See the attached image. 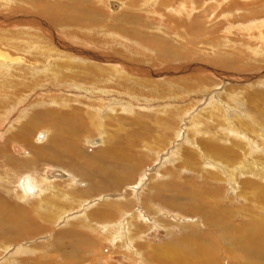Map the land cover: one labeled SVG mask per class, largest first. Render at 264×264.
<instances>
[{
	"label": "rangeland",
	"instance_id": "1",
	"mask_svg": "<svg viewBox=\"0 0 264 264\" xmlns=\"http://www.w3.org/2000/svg\"><path fill=\"white\" fill-rule=\"evenodd\" d=\"M85 1L93 8H100V4L103 6L106 4L102 9V23L91 24L92 26L87 23L56 24L39 12L37 8L40 7V0H0V17L10 13L28 20L30 17L31 20L38 18L36 21L48 22L47 24L57 29H63V33L67 31L65 34L77 35V32L83 29L79 32L83 38L87 37V34L89 37L91 35V38L85 39L98 42L106 49L112 48L108 50L114 57L126 60V63L133 66L145 68L149 72L165 70L168 72V67L173 69L180 65H192L193 70H185L179 75L181 69L176 68L169 70L170 74L163 76L148 75V73L136 76L140 81L148 82L146 87L130 86L125 75L122 76L123 80L114 79L111 82L113 78L111 75V78L102 77L100 73L85 69L84 66H77L71 72L59 68L47 72L48 66L44 70L43 66L46 62L44 59L49 58L42 49L48 44L30 38L32 32L39 33L42 37L43 30H39L38 26L37 29L33 28L35 26H30L33 31L26 26L24 30L12 29L14 32L4 33L8 40H15L16 44L11 42L12 45L9 47H0V53L3 51L9 56H14L15 60L11 61L13 63L9 61L7 63L14 65H10L9 69H13L18 76L7 77L5 80L8 83L7 87L0 86V92L3 94H0V176L3 177V179L0 177V201L7 203L6 209L8 208L4 212L5 217L0 218L2 219L0 264H264L255 256V251L258 250L257 243L264 232V197H262L264 196V163L254 162L260 158L264 160V139L256 137L253 134L254 129L250 132L239 129L238 133L226 131L227 138H223L225 133L220 130L223 137L216 142H219L217 144L220 147L226 146L227 155L219 158L220 161L217 163L215 157L212 154L208 155L205 150L207 137L210 136L206 134L205 125H215L214 120L209 121V117L207 118L210 101L222 102L227 108L235 110L233 113L237 112L244 118L250 117L248 121L251 117L259 120L264 116V98H250L253 93L264 92V0ZM115 4L116 8L113 7ZM101 33L104 35L102 36ZM19 38L30 40L29 45L26 42L28 46L25 48V44H22ZM134 47H136L135 51ZM19 48L22 51L16 54ZM119 50H122L121 53ZM159 52L184 55L157 63L154 58ZM129 53L135 60H128ZM17 57L20 59L17 60ZM219 62L227 64V67L218 65ZM28 67L42 69L39 76H36L37 84L32 81L35 77H28L30 72ZM21 68L26 69V79L32 82H30L31 86L24 87V82L18 73ZM184 77H194L195 81L192 79L188 82L184 81ZM164 79L171 80L170 85L187 87L188 89L185 90L188 92L171 89ZM197 79L202 81L199 80L197 83ZM121 82L122 85H119ZM10 83L12 86L9 85ZM61 83L76 86L78 90L84 92V95L89 90L90 93L86 95L91 100L80 101L78 98H72L73 92H69L64 85L60 86ZM251 84L253 87H246ZM243 87L245 90L241 89ZM233 88L239 91L231 92L235 91ZM33 89L43 92L44 96L26 98L25 95L30 94ZM102 91L107 92L103 95ZM232 98L234 101L230 102ZM67 99L73 100L70 102ZM100 99L102 102H99ZM68 103H71V106ZM192 105L195 107L193 108ZM78 106L84 113L83 125L78 131L80 135L74 130L63 133L61 129L55 127L61 123L59 118H47L48 112L52 114L67 112L72 107L78 109ZM101 106L102 108L99 109ZM89 115L94 119V123L89 120ZM231 124L235 129L238 128L237 125ZM87 126L92 129L87 131ZM216 126L212 127L214 131ZM262 131L264 127L259 130ZM40 134L45 135L41 141L38 140ZM62 137L73 140L77 145L80 144L79 147L70 149L60 145L58 149L55 144ZM53 138H56V141H53ZM100 138L104 139L105 145L101 142L94 144L95 140L100 141ZM236 142L249 149V160L254 162L252 165L255 164L250 169L242 165L247 163L246 153ZM74 148L76 150H73ZM203 153L209 157H205ZM229 154H235V161L230 164L225 160ZM10 157L12 158L8 159ZM119 157L121 160H117ZM186 157L190 160H186ZM253 158L255 159L252 160ZM204 162L206 165L202 166ZM109 169L117 173L112 179L106 176V171H110ZM56 170L62 171L66 177L58 178L52 175L54 178L51 179L48 173L52 174ZM27 176L35 183L52 180L53 185H57V190L40 195V200L44 196L42 203L46 207L41 205L39 196L24 198L19 182L21 178ZM104 180L108 181V184L104 185ZM17 194H21L22 197L21 195L18 197ZM15 207H19V211L22 210L18 211V216L12 211ZM252 212L260 220L257 225L249 224L248 217ZM24 221L26 224L23 223ZM250 226L257 231L253 245L250 244L252 239L250 238L249 241L246 238ZM259 230L262 231L261 235H258ZM237 238L240 240L236 241ZM183 240L186 241V246L199 247L200 252L206 255L180 258L179 252L183 247ZM4 245L10 248L7 250ZM169 253L172 257L167 256Z\"/></svg>",
	"mask_w": 264,
	"mask_h": 264
},
{
	"label": "bare ground",
	"instance_id": "2",
	"mask_svg": "<svg viewBox=\"0 0 264 264\" xmlns=\"http://www.w3.org/2000/svg\"><path fill=\"white\" fill-rule=\"evenodd\" d=\"M99 1V0H98ZM102 1V0H101ZM97 2V1H96ZM90 3V2H89ZM101 3V2H100ZM144 3H146V2H144ZM39 4H40V7L39 8H37L38 10H39V12L42 14V15H44V16H46V17H48L49 19H51L52 21H54L56 24H60V25H66L67 23H71V24H77V23H87V24H98V23H102V15H103V11H102V9L106 6V4H105V6H103V4L101 5H99L100 6V8H93V7H91V6H88L89 4L85 1V0H68V1H66V2H63V1H61V0H40V2H39ZM147 4V3H146ZM144 6V5H143ZM182 6H184V5H182ZM152 7V6H151ZM93 8V9H92ZM184 8V7H183ZM152 10V9H151ZM153 12H155V11H152V13ZM163 16V15H162ZM160 17V16H159ZM2 20L0 21L1 23H0V47H3V46H5V47H9L10 45H12L11 44V42L12 43H15V40L13 41V40H8V38H6V35L4 34V33H11V32H14V31H12V29L13 30H19V29H26V26H28L29 28H32V27H30V26H35V27H33V28H36V26H38L39 27V30H43V34L45 35H43L42 37L39 35V33H34V32H32L33 34H32V36L30 37V38H33V39H31V40H33V41H36L35 40V38L38 40V41H40V42H45V43H47L48 45L47 46H45L46 44H42L43 46H45V47H43V49H42V51L45 53V54H47V56H48V58L49 59H44V60H46V62H45V64H44V66H43V70L46 68V66H48V71L47 72H50V71H52L53 69H55V68H59V69H62V70H64V71H66L67 70V72H71V71H73V69H75V67H77V66H84V68L85 69H88V70H91V71H96V72H98V74L100 73L101 75H102V77L103 76H112L113 78H112V81L111 82H113V80L114 79H116V80H121L122 79V76L123 75H125V76H127L126 77V81L128 82V83H130V86L132 85H135V86H140V87H146V85H148V82H142V81H140L139 79H138V77H136V76H142V75H146V73H148V75L149 74H154V75H158V76H163V75H165V74H170V72L171 71H169V70H173V69H181V71L180 72H178L179 73V75H180V73H183V72H185V70H188V69H192V65H180V66H176V67H174L173 69H171L170 67H168L169 68V70H168V72H166V70L164 71V72H162V71H157V72H149L147 69H145V68H141V67H138V66H136V65H132V64H128V63H126L127 61L126 60H121V59H118V58H116V56L114 57L113 56V54L111 53V52H109V50H111V49H109L110 47H108L107 49L105 48V46H103L102 44H99L98 42H93L92 40H87L88 38H91L92 36L90 35V37H89V34H87L88 36V38L87 37H85L84 36V38H83V36H81V33H79L80 32V30H83V29H80L77 33V35H73V34H65V33H67V31L65 32V33H63V29H60V28H55L54 26H52L51 24H47V23H45V22H42V21H36V20H31V17H30V20H28V19H26V18H24V17H17V16H14V15H12V14H10V13H5V15H4V17H0ZM33 18V17H32ZM35 19V18H34ZM113 20V19H112ZM125 22H128V21H125ZM2 23H4V24H2ZM54 24V23H53ZM111 24V23H110ZM89 25V26H90ZM100 25V24H99ZM168 25V24H167ZM92 26V25H91ZM105 26V25H104ZM255 26V25H254ZM1 27H3L4 29H1ZM76 27V26H75ZM99 27V26H98ZM106 27H108V26H106ZM133 27V26H132ZM158 27V26H157ZM32 28V30L34 31V29ZM68 28H71V27H68ZM134 28V27H133ZM256 28V27H255ZM37 29V28H36ZM100 29H102V28H100ZM108 29V28H107ZM118 29V28H117ZM258 29V28H257ZM11 30V31H10ZM30 30V29H29ZM67 30V29H66ZM86 30V29H85ZM97 30V29H96ZM102 30H104V29H102ZM101 30V31H102ZM254 30V29H253ZM90 31V30H89ZM100 31V30H99ZM110 31V30H109ZM20 32V31H19ZM18 32V33H19ZM70 32V31H69ZM95 32V31H94ZM93 32V33H94ZM107 32V31H106ZM115 32V31H114ZM88 33V32H87ZM104 33V32H103ZM262 32H260V34H261ZM17 34V33H16ZM20 34V33H19ZM102 34V33H101ZM107 34V33H106ZM14 35V34H13ZM18 35V34H17ZM22 35V34H21ZM104 34H102V36H103ZM112 35V34H111ZM106 36H108V35H106ZM110 36V35H109ZM122 36V35H121ZM262 36V35H261ZM96 37V36H95ZM100 37V36H99ZM112 36H110L109 38H111ZM126 37V36H125ZM260 37V36H259ZM24 38V37H23ZM85 38H87V39H85ZM97 38V37H96ZM103 38V37H102ZM108 38V37H107ZM124 38V37H123ZM122 38V39H123ZM127 38V37H126ZM12 39V38H11ZM20 39V38H19ZM112 39V38H111ZM120 39V38H119ZM102 40V39H101ZM131 40V39H130ZM20 41L22 42V44H25V48L29 45V42H30V40H28V41H25V40H22V39H20ZM70 41H71V43H70ZM103 41V40H102ZM136 41V40H135ZM26 42H27V44H26ZM106 42V41H105ZM20 43V42H19ZM32 43V42H31ZM108 43V42H107ZM107 43H105V45L107 44ZM123 43V42H122ZM132 43H134V42H132ZM16 44V43H15ZM37 44H40V43H37ZM112 45L114 44L113 42L111 43ZM119 44V43H118ZM128 44V43H127ZM20 45V44H19ZM30 45H33V44H30ZM36 45V44H35ZM110 45V44H109ZM112 45H110V46H112ZM134 45V44H133ZM135 46V45H134ZM148 46V45H147ZM146 47V46H145ZM4 48V47H3ZM22 48V47H21ZM24 48V47H23ZM29 48V47H28ZM40 48V47H39ZM113 48H114V46H113ZM126 48V47H125ZM124 48V49H125ZM135 48L136 47H134V51H135ZM148 48V47H147ZM109 49V50H108ZM122 49V48H121ZM149 49V48H148ZM13 50H15V49H13ZM117 50V49H116ZM115 50V51H116ZM138 50H139V48H138ZM17 51V53L16 54H18V52H20V51H22V49H20L19 48V50H16ZM23 51H24V49H23ZM40 51V50H39ZM41 51V52H42ZM114 51V52H115ZM120 51V50H119ZM122 51V50H121ZM121 51L119 52V53H121ZM141 51V50H140ZM40 52V53H41ZM126 52V51H125ZM133 52V51H132ZM156 52V51H155ZM24 53H25V51H24ZM43 53V54H44ZM138 53V52H137ZM34 54V53H33ZM123 54V53H122ZM121 54V55H122ZM140 54V53H139ZM11 55V54H10ZM24 55H26V54H24ZM39 55V54H38ZM129 55V57L131 58H129L128 60H135V58H132V54H128ZM182 55H184V54H176V53H163V52H159V54L156 56V58H154V61H156L157 63H159V62H165V60H170V59H175V58H177V57H179V56H182ZM20 56H22V55H20ZM127 56V55H126ZM176 56V57H175ZM232 56V55H231ZM137 57V56H136ZM16 58V57H15ZM18 58L19 57H17V60H18ZM37 58V57H36ZM44 58V57H43ZM153 58V57H152ZM20 59V58H19ZM137 59V58H136ZM139 59V58H138ZM263 59V58H262ZM13 60H15L14 59V56L12 57V56H9V54L8 53H5V52H3L2 51V53H0V84L2 83V85H0V86H3L4 88L5 87H7L6 85H8V83L7 82H5V80H6V78L7 77H9V78H11L12 76H18V75H16L15 73V71L13 70V69H9V66L10 65H13V64H8L7 63V61H9L10 63H13V62H11V61H13ZM22 60H23V58H22ZM21 60V61H22ZM30 60H31V58H30ZM42 60V59H41ZM41 60H39V61H41ZM141 60V59H140ZM153 60V59H152ZM126 61V62H125ZM216 61V60H215ZM264 61V60H263ZM14 62H16V61H14ZM44 62V61H43ZM96 62H101V63H103L102 65H100V63H96ZM153 62V61H152ZM22 63V62H21ZM23 63H24V61H23ZM32 63V62H31ZM148 63V62H147ZM146 63V64H147ZM7 64H8V66H7ZM16 64V63H15ZM29 64V63H28ZM27 64V65H28ZM35 64V63H34ZM214 64H215V62H214ZM22 65V64H21ZM141 65V64H140ZM218 65H221V66H223L224 67V65H226L225 67H227V64H225V63H222V62H219L218 63ZM230 65V64H229ZM237 65V64H236ZM14 66V65H13ZM29 66V65H28ZM152 66V65H151ZM157 66V65H156ZM173 66H174V64H173ZM193 66H194V64H193ZM6 67V68H5ZM24 67V66H23ZM30 67H32V65L30 66ZM36 67V66H35ZM251 67V66H250ZM11 68V67H10ZM29 68V67H28ZM83 68V67H82ZM220 68V67H219ZM16 69V68H15ZM22 69V68H21ZM59 69H58V71H59ZM248 69V68H247ZM8 70V71H7ZM18 70V69H17ZM29 70H30V72H29V76L28 77H35V79L34 80H32V81H34V83L35 84H37V78H36V76H39L38 74H40L41 72H42V69H39V68H29ZM193 70V69H192ZM195 70V69H194ZM26 69H22V70H20L18 73H20L19 74V77H20V79H22V81L24 82V84H23V82H22V84L24 85V87H27L28 85L29 86H31L30 85V82L31 81H28L26 78H27V76H26ZM35 71H38L37 73H34ZM57 71V70H56ZM83 71H85V70H83ZM31 72H33L34 74H32ZM60 72V71H59ZM63 72V71H62ZM195 72V71H194ZM45 73V72H44ZM78 73V72H77ZM80 73V72H79ZM91 73V72H90ZM190 73V72H189ZM22 74H23V76H22ZM48 74V73H47ZM71 74V73H70ZM87 74V73H86ZM93 74V73H92ZM109 74V75H108ZM191 74V73H190ZM67 75V74H66ZM80 75V74H79ZM78 75V76H79ZM90 75V74H89ZM178 75V76H179ZM184 75H185V73H184ZM192 75V74H191ZM195 75V74H194ZM58 76V75H57ZM62 76V75H61ZM75 76V75H74ZM80 76H82V75H80ZM79 76V77H80ZM93 76H95V75H93ZM111 76H110V78H111ZM175 77H176V75H174ZM41 77V76H40ZM86 77V76H85ZM156 77V76H155ZM180 77H182V76H180ZM53 78H55V77H53ZM60 78V77H59ZM125 78V77H124ZM183 78V77H182ZM194 78V77H193ZM192 77H184V81H186L187 80V82H188V80H194ZM19 79V78H18ZM19 79V80H20ZM24 79H26V80H24ZM87 79V78H86ZM145 79V78H144ZM202 79V78H201ZM247 79V78H246ZM31 80V79H30ZM93 80V79H92ZM106 80V79H105ZM123 80V79H122ZM149 79H147V81H148ZM166 82H168L169 83V87L171 88V89H173V88H176V89H182L184 92H188V90H185V89H188L187 87L186 88H184V87H181V86H179V85H170L172 82H169V81H171V80H167V79H164ZM198 80V79H197ZM196 80V81H197ZM200 80V79H199ZM199 80L197 81V83L199 82ZM55 81H56V79H55ZM60 81H61V79H60ZM78 81V80H77ZM102 81H104V80H102ZM101 81V82H102ZM153 81V80H152ZM195 81V80H194ZM200 81H202V80H200ZM45 82V81H44ZM66 82H67V80H66ZM69 82V81H68ZM72 82V81H71ZM90 82V81H89ZM190 82V81H189ZM205 82V81H204ZM203 82V83H204ZM7 83V84H6ZM25 83H26V85H25ZM32 83V82H31ZM88 83V82H87ZM109 83V82H108ZM116 83V82H115ZM195 84V83H194ZM211 84V83H210ZM9 85H11V83L9 84ZM57 85V84H56ZM60 86H63L64 85V87L66 86L67 88H68V91L69 92H73L72 94H74V96H71L72 98H78V100L80 99V101H82V100H84V101H89V100H91V99H89V97L86 95L87 93L89 94L90 92H89V90H87V93L84 95V92L83 91H80V90H78L77 88H76V86L74 87V86H72L71 84H66V83H61V84H59ZM74 85V84H73ZM105 85H107V84H105ZM109 85H111V83L109 84ZM113 85V84H112ZM119 85H122V82H121V84H119ZM128 85V84H127ZM163 85V84H162ZM184 85V84H183ZM196 85V84H195ZM12 86V85H11ZM14 86V85H13ZM55 86V85H54ZM95 86V85H94ZM114 86V85H113ZM154 86V85H153ZM168 86V85H167ZM253 87V85L251 84V85H246V87ZM16 87H17V85H16ZM19 87V86H18ZM39 87V86H38ZM88 87V86H87ZM92 87V86H91ZM100 87V86H99ZM117 87V86H116ZM156 87V86H155ZM199 87V86H198ZM109 88V87H108ZM154 88V87H153ZM26 89V88H25ZM24 89V90H25ZM32 89V88H31ZM42 89H45V88H42ZM56 89V88H55ZM105 89V88H104ZM109 89H111V88H109ZM142 89V88H141ZM206 89V88H205ZM208 89V88H207ZM234 89V88H233ZM241 89H244L245 90V87H243V88H241ZM10 90V89H9ZM30 90V89H29ZM40 90H41V88H40ZM82 90H84V89H82ZM99 90V89H98ZM119 90V89H118ZM157 90V89H156ZM178 90V91H179ZM235 90V89H234ZM4 91V90H3ZM7 91V90H6ZM13 91V90H12ZM38 91V89H33V90H31L30 91V94L28 95V94H26L25 96H26V98H29L30 96L32 97V96H34V97H36V98H39V97H41V96H44V93L42 92H37ZM42 91H48V90H42ZM59 91V90H58ZM123 91V90H122ZM152 91V90H151ZM155 91V90H154ZM173 91V90H172ZM192 91V90H191ZM205 91V90H204ZM239 91V90H238ZM237 90H235V91H231V92H234V93H236V92H238ZM24 92V91H23ZM29 92V91H28ZM50 92V91H49ZM53 92V91H52ZM51 92V93H52ZM65 92V91H64ZM107 91H102L101 93L104 95L105 93H106ZM133 92V91H132ZM137 92V91H136ZM163 92V91H162ZM175 92V91H174ZM195 92V91H194ZM197 92V91H196ZM14 93V92H13ZM48 93V92H47ZM95 93V92H94ZM259 93V92H258ZM253 93L252 95H250L251 97L250 98H252V99H261V98H264V92L262 93ZM0 94H1V92H0ZM19 94V93H18ZM24 93H22V95H23ZM63 94V93H62ZM62 94H61V96H62ZM135 94V93H134ZM145 94V93H144ZM147 94V93H146ZM163 94V93H162ZM162 94H160V95H162ZM181 94V93H180ZM186 94V93H185ZM1 95H3V94H1ZM9 95V94H8ZM59 95V94H58ZM70 95V94H69ZM81 95V96H80ZM165 95V94H164ZM223 95H224V93H223ZM56 96V95H55ZM118 96V94L116 95V97ZM154 96V95H153ZM173 96V95H172ZM184 96V95H183ZM2 97V96H1ZM13 97V96H12ZM20 97V96H19ZM30 97V98H31ZM53 97V96H52ZM70 97V96H69ZM121 97V96H120ZM138 97H140V96H138ZM159 97V96H158ZM35 98V99H36ZM56 98V97H55ZM60 98V97H59ZM63 98V97H62ZM107 98V97H106ZM129 98V97H128ZM172 98V97H171ZM1 99V98H0ZM6 99H8V98H6ZM19 99V98H18ZM22 99V98H21ZM42 99H43V97H42ZM45 99V98H44ZM108 99V98H107ZM106 99V100H107ZM132 99V98H131ZM140 99V98H139ZM150 99V98H149ZM173 99V98H172ZM10 100V99H9ZM12 100V99H11ZM37 100V99H36ZM63 100V99H62ZM66 100V99H65ZM68 100V99H67ZM71 100H73V99H71ZM71 100L69 99L68 101H70L71 102ZM210 100V99H209ZM251 100V99H250ZM8 100H6V102H7ZM25 101V100H24ZM119 101V100H118ZM124 101V100H123ZM134 101V100H133ZM194 101V100H193ZM232 101H234L233 100V98L232 99H230V102H232ZM253 101H256V100H253ZM260 101V100H259ZM45 102V101H44ZM77 102V101H76ZM99 102H102V99H100L99 100ZM113 102V101H112ZM121 102V101H120ZM3 103V102H2ZM18 103V102H17ZM46 103V102H45ZM49 103V102H48ZM58 103V102H57ZM78 103V102H77ZM86 103V102H85ZM109 103V102H108ZM115 103V102H114ZM128 103V102H127ZM11 104H12V101H11ZM10 104V105H11ZM22 104H23V102H22ZM40 104V103H39ZM47 104V103H46ZM62 104V103H61ZM65 104V103H64ZM69 104V103H68ZM71 104V103H70ZM69 104V106H71ZM92 104V103H91ZM98 104V103H97ZM190 104V103H189ZM209 104V106L210 107H208V108H210V110H209V112H208V116H207V118L209 119V121L210 120H214V122H215V125H217L216 127H215V131L212 129V127H214L215 125H213V126H209L208 124L207 125H205L206 127V130H207V132H206V134H209L210 136H208L207 137V144L205 143V150L207 151V154L208 155H213L214 157H215V159L214 160H216V162L218 163L220 160H218L219 158H221L222 156H224V155H227L226 154V146H225V148L224 147H220L217 143H219V142H216V140L218 141V140H220V138L221 137H223L220 133V130H222V131H224V137L223 138H227L228 137V134H226V131L227 132H230V131H234V132H236V133H238V132H240V131H238L239 129H244L245 131H249L250 132V130H252V129H254L255 131L253 132V134H255L256 135V137H259L260 139H264V131H262V132H259V130H260V128H263L264 126H263V120H264V116L263 117H261L260 118V116H259V120L258 119H256V117H251V119L248 121V118H250V117H246V118H244V117H242V116H239L240 114H237V112L236 113H233L235 110H233L232 111V109H229V108H227L226 106H225V104H223L222 102H220V101H215V100H212V101H210V103H208ZM254 104V103H253ZM25 105V104H24ZM35 105V104H34ZM36 105H37V103H36ZM42 105V104H41ZM112 105V104H111ZM130 105V104H129ZM47 106H48V104H47ZM53 106V105H52ZM65 106V105H64ZM99 106V105H98ZM109 106H110V104H109ZM187 106H189V105H187ZM193 106V105H192ZM196 106H197V104H196ZM42 107V106H41ZM76 107V106H75ZM79 107V106H78ZM105 107V106H104ZM111 107H113V106H111ZM118 107V106H117ZM127 107V106H126ZM190 107V106H189ZM189 107H188V109H189ZM195 107V105L193 106V108ZM251 107V106H250ZM255 107H256V103H255ZM264 107V106H263ZM262 107V108H263ZM1 108V107H0ZM9 108H11V107H9ZM19 108H21V107H19ZM82 108V107H81ZM86 108V107H85ZM91 108H93V107H91ZM96 108V107H95ZM102 108V106L101 107H99V109H101ZM114 108V107H113ZM180 108V107H179ZM184 108V107H183ZM187 108V107H186ZM260 108V107H259ZM12 109V108H11ZM98 109V110H99ZM118 109H120V108H118ZM170 109H172V108H170ZM177 109V108H176ZM191 109V108H190ZM256 109H257V107H256ZM2 110V109H1ZM7 110V109H6ZM89 110V109H88ZM166 110V109H165ZM164 110V112H166ZM182 110V109H181ZM184 110V109H183ZM182 110V111H183ZM259 110V109H258ZM5 111V110H4ZM11 111V110H10ZM69 111V112H68ZM67 112H60V113H56V114H52L51 112H48V113H46L47 114V118H51V117H57V118H59V120L61 121V123L59 124V125H54L58 130H60V131H62L63 133L64 132H67V131H69V130H74V131H79L80 130V128H81V126L83 125V111H81L80 110V107L77 109V108H71L70 110H68ZM108 111V110H107ZM122 111V110H121ZM204 111H206V110H204ZM252 111V110H251ZM254 111V110H253ZM260 111H263V110H260ZM14 112V111H13ZM99 112H101V110L99 111ZM170 112V111H169ZM11 113V112H10ZM15 113V112H14ZM93 113V112H92ZM108 113V112H107ZM120 113V112H119ZM160 113V112H159ZM168 113V112H167ZM176 113V112H175ZM174 113V114H175ZM252 113H254V112H252ZM261 113V112H260ZM5 114H6V112H5ZM5 114H4V119H5ZM109 114V113H108ZM118 114V113H117ZM178 114V113H177ZM14 115V114H13ZM114 115V114H113ZM252 115V114H251ZM178 116H180V115H178ZM20 117V116H19ZM24 117V116H23ZM98 117V116H97ZM96 117V118H97ZM108 117V116H107ZM44 118V117H43ZM99 118V117H98ZM97 118V119H98ZM101 118V117H100ZM263 118V119H262ZM29 119H31V118H29ZM45 119V118H44ZM85 119V118H84ZM96 119V120H97ZM107 119H110V118H107ZM261 119H262V121H261ZM2 120H3V118H2ZM12 120V119H11ZM50 120V119H49ZM59 120H57V121H59ZM89 120H91L92 122H93V118L89 115ZM106 120V119H105ZM198 120V119H197ZM1 121V120H0ZM6 121H8V120H6ZM98 121V120H97ZM136 121V120H135ZM192 121V120H191ZM4 122V121H3ZM35 122V121H34ZM41 122V121H40ZM7 123V122H6ZM31 123V122H30ZM29 123V124H30ZM36 123V122H35ZM94 123V122H93ZM138 123V122H137ZM194 123V122H193ZM199 123V122H198ZM231 123H233V124H235V125H237V129H235V127L234 126H232V124ZM3 124V123H2ZM26 124H28V123H26ZM33 124V123H32ZM46 124V123H45ZM45 124H43V125H45ZM53 124V123H52ZM51 124V125H52ZM200 124V123H199ZM204 124H205V122H204ZM47 125V124H46ZM100 125V124H99ZM53 126V125H52ZM61 126V127H60ZM103 126V125H102ZM141 126V125H140ZM25 127V126H24ZM96 127V126H95ZM105 127V126H104ZM1 128V127H0ZM33 128V127H32ZM55 128V129H56ZM88 128V129H87ZM87 128H86V130L87 131H90V129H92V128H90L89 126H87ZM101 128V127H100ZM142 128V127H141ZM15 129V128H14ZM13 129V130H14ZM26 129V128H25ZM31 129V128H30ZM35 129V128H34ZM33 129V130H34ZM50 129V128H49ZM54 129V130H55ZM77 129V130H76ZM102 129V128H101ZM106 129V128H105ZM147 129V128H146ZM204 129V128H203ZM52 130V129H51ZM83 130H85V129H83ZM103 130V129H102ZM142 130V129H141ZM199 130V129H198ZM29 131V130H28ZM107 131H108V129H107ZM106 131V132H107ZM196 131V130H195ZM99 132V131H98ZM144 132V131H143ZM146 132V131H145ZM198 132H200V131H198ZM243 132V131H242ZM14 133V132H13ZM22 133V132H21ZM23 133H24V131H23ZM62 133V134H63ZM69 133V132H68ZM79 133V132H78ZM77 133V134H78ZM139 133V132H138ZM231 133V132H230ZM18 134V133H17ZM52 134V133H51ZM132 134H133V132H132ZM61 135V134H60ZM70 135H72V134H70ZM79 135H80V133H79ZM102 135V134H101ZM145 135V134H144ZM239 135V134H238ZM241 135V134H240ZM105 136V135H104ZM231 136V135H230ZM251 136V135H250ZM10 137V136H9ZM66 137V136H65ZM65 137H62V139L60 140L59 139V141L58 142H56V144H55V147L57 146V148H58V146H62V147H68V148H70V149H72L73 147H75V146H78V145H80V144H75L74 142H73V140H67V138H65ZM135 137H136V135H135ZM134 137V138H135ZM234 137V136H233ZM241 137H242V135H241ZM59 138V137H58ZM76 138V137H75ZM109 138V137H108ZM217 138V139H216ZM235 138V137H234ZM243 138V137H242ZM56 139V138H55ZM54 138H53V141L55 140ZM101 140L99 141V142H101V143H103V141H104V139H102V138H100ZM236 139V138H235ZM260 139H258V140H260ZM58 140V139H57ZM134 140V139H133ZM144 140H145V138H144ZM241 140V139H240ZM244 140V139H243ZM56 141V140H55ZM141 141V140H140ZM205 141H206V139H205ZM143 142V141H142ZM247 142V141H246ZM254 142V141H253ZM252 142V143H253ZM9 143V142H8ZM124 143V142H123ZM126 143V142H125ZM131 143H132V141H131ZM138 143V142H137ZM144 143V142H143ZM237 143V142H236ZM242 143H244V142H242ZM31 144V143H30ZM95 144V143H94ZM145 144V143H144ZM254 144V143H253ZM6 145V144H5ZM49 145V144H48ZM47 145V146H48ZM103 145H105L104 143H103ZM133 144H131V146H132ZM143 145V144H142ZM237 145H240V147H243V149H244V151H245V157H246V160H247V163H244V164H242L243 166H245V167H248V169H250L253 165H255V164H253L252 165V163H260V164H262V163H264V160H262L261 158L260 159H256L254 162L252 161L251 162V160H249V149L247 148V146H246V149L244 148V146L242 145V144H239V143H237ZM236 145V146H237ZM263 145V144H262ZM262 145H261V147H262ZM27 146V145H26ZM124 146H126V144L124 145ZM128 146V145H127ZM233 146H234V144H233ZM257 146V145H256ZM259 146V145H258ZM6 147V146H5ZM79 147V146H78ZM145 147V146H144ZM32 148V147H31ZM54 148V147H53ZM61 148V147H60ZM128 148V147H127ZM130 148V147H129ZM134 148V147H133ZM231 148H233V147H231ZM36 149V148H35ZM41 149V148H40ZM56 149V148H55ZM59 149V148H58ZM80 149V148H79ZM124 149V148H123ZM185 149V148H184ZM197 149V148H196ZM202 149V148H201ZM229 149V148H228ZM263 149V148H262ZM2 150V149H1ZM32 150V149H31ZM38 150V149H37ZM57 150V149H56ZM61 150V149H60ZM65 150H66V148H65ZM73 150H76V148H74ZM72 150V151H73ZM78 150V149H77ZM81 150V149H80ZM105 150V149H104ZM128 150V149H127ZM200 150V149H199ZM238 150V149H237ZM237 150H236V152H237ZM251 150V149H250ZM43 151V150H42ZM59 151V150H58ZM106 151V150H105ZM104 151V152H105ZM130 151H132V149L130 150ZM197 151V150H196ZM231 151H232V149H231ZM56 152V151H55ZM67 152V151H66ZM82 152V151H81ZM119 152V151H118ZM125 152V151H124ZM186 152V151H185ZM202 152H204V150L202 151ZM259 152V151H258ZM38 153V152H37ZM41 153V152H40ZM48 153V152H47ZM54 153V152H53ZM63 153V152H62ZM74 154L76 153V152H73ZM110 152H108V154H109ZM123 153V152H122ZM190 153V152H189ZM200 153V152H199ZM240 153V152H239ZM242 153V152H241ZM257 153V152H256ZM83 154V153H82ZM194 154V153H193ZM204 154V153H203ZM202 154V155H203ZM206 154V153H205ZM204 154V155H205ZM5 155V154H4ZM58 155H60V154H58ZM70 155H71V153H70ZM73 155V154H72ZM77 155V154H76ZM86 155V154H85ZM181 155V154H180ZM188 155V154H187ZM200 155V154H199ZM198 155V156H199ZM208 155H205V157L207 156V157H209ZM252 155V154H251ZM7 156V155H6ZM46 156V155H45ZM51 157H53L52 155H50ZM56 156V155H55ZM78 156V155H77ZM107 156V155H106ZM109 156V155H108ZM107 156V157H108ZM113 156V155H112ZM126 156V155H125ZM190 156V155H189ZM1 157V156H0ZM8 157V156H7ZM59 157V156H58ZM65 157V156H64ZM66 157H67V155H66ZM73 157H74V155H73ZM79 157V156H78ZM87 158H88V155L86 156ZM104 157V156H103ZM177 157V156H176ZM188 157V156H187ZM185 158L186 160L187 159H189V158ZM199 157H201V155L199 156ZM198 157V158H199ZM235 154H229L228 155V157H225V160L226 161H228L229 163L228 164H230V163H233L234 161H235ZM263 157V156H262ZM5 158V157H4ZM12 157H10V158H8V159H11ZM55 158V157H54ZM127 158H129V157H127ZM178 158V160H181V159H179V156L177 157ZM194 158H196V157H193V159ZM223 158V157H222ZM264 158V157H263ZM38 159V158H37ZM46 159H47V157H46ZM46 159H45V161H46ZM78 159V158H77ZM86 159V158H85ZM106 159V158H105ZM104 159V160H105ZM109 159V158H108ZM107 159V160H108ZM114 159V158H113ZM125 159V158H124ZM176 159V158H175ZM184 159V158H183ZM201 159V158H200ZM212 159V158H211ZM255 158H253L252 160H254ZM5 160V159H4ZM4 160H3V162H4ZM15 162H17V159L15 158ZM58 160V159H57ZM111 160V159H110ZM116 160V159H115ZM117 160H121V158L119 157V159H117ZM116 160V161H117ZM126 160V159H125ZM190 160V159H189ZM224 160V159H223ZM7 161V160H6ZM29 161V160H28ZM55 161V160H54ZM60 161H61V159H60ZM74 161V160H73ZM115 161V162H116ZM245 161V160H244ZM40 162H41V160H40ZM59 162V161H58ZM62 162V161H61ZM124 162V161H123ZM129 162V161H128ZM56 163V162H55ZM60 163V162H59ZM67 163V162H66ZM119 163V162H118ZM126 163V162H125ZM130 163V162H129ZM139 163V162H138ZM201 163H202V160H201ZM212 163V162H211ZM238 163V162H237ZM241 163V162H240ZM239 163V164H240ZM80 164V163H79ZM88 164V163H87ZM123 164V163H122ZM204 164H205V162L202 164V166H204ZM213 164V163H212ZM236 164V163H235ZM1 165V164H0ZM8 165H10V164H8ZM31 165V164H30ZM76 165V164H75ZM84 165V164H83ZM118 165V164H117ZM192 165V164H191ZM198 165V164H197ZM206 165V164H205ZM210 165V164H209ZM216 165V164H215ZM259 165V164H258ZM90 166V165H89ZM88 166V167H89ZM212 166V165H211ZM214 166V165H213ZM234 166V165H233ZM9 167V166H8ZM75 167H77V166H75ZM95 167H97V166H95ZM94 167V168H95ZM102 167V166H101ZM118 167V166H117ZM237 167H238V165H237ZM261 168H262V166H260ZM11 168V167H10ZM16 168V167H15ZM69 168V167H68ZM74 168V167H73ZM105 168H106V166H105ZM121 168H122V166H121ZM225 168H228L227 166H225ZM1 169H2V166H1ZM70 169V168H69ZM76 169V168H75ZM212 169H214V167L212 168ZM99 170V169H98ZM110 171H106V176H108V177H110L111 179L112 178H114L115 177V175L117 174L116 172V174L113 172V171H111V169H109ZM114 170V169H113ZM208 170V169H207ZM218 170V169H217ZM241 170V169H240ZM4 171H6V170H4ZM91 171V170H90ZM220 170H218V172H219ZM261 171V170H260ZM211 172V171H210ZM221 172V171H220ZM228 172H229V170H228ZM243 172V171H242ZM262 172V171H261ZM93 173V172H92ZM86 174H87V172H86ZM115 174V175H114ZM121 174V173H120ZM223 174V173H222ZM258 174V173H257ZM261 174V173H260ZM230 175V174H229ZM8 176V175H7ZM48 176L52 179V178H54L53 176H52V174H51V172H49L48 173ZM211 176V175H210ZM222 176V175H221ZM1 177V179H3V177H2V175L0 176ZM219 177H220V175H219ZM229 177V176H228ZM255 177V176H254ZM126 178V177H125ZM226 179H227V177H225ZM9 179H11V178H9ZM110 179V180H111ZM127 179V178H126ZM5 180V179H4ZM22 180H23V178H21L20 179V182H19V187H20V190L21 191H23V187H22ZM31 180V182H32V186L36 189V192H35V194L34 195H32V197H36L37 198V196H39V200H40V198H41V194L43 193L44 194V192L45 193H47V191L48 192H50V191H53V190H57V188H56V186L57 185H53V183H52V180H48L49 182H44V181H41V183H35V182H33L32 181V179H30ZM117 180V179H116ZM115 180V181H116ZM46 181V180H45ZM126 181V180H125ZM129 181V180H128ZM217 181V180H216ZM264 181V180H263ZM10 182V181H9ZM53 182H55V181H53ZM111 182V181H110ZM109 182V183H110ZM250 182V181H249ZM8 183V182H7ZM95 183H96V181H95ZM113 183V182H112ZM103 184L105 185V184H108V181H103ZM114 184V183H113ZM13 185V184H12ZM14 185H16V184H14ZM18 185V184H17ZM117 185V184H116ZM246 186H247V183H246ZM60 187V186H59ZM121 187V186H120ZM258 187V186H257ZM14 188H15V186H14ZM111 188H113V186H111ZM116 188V187H115ZM158 188V187H157ZM164 188V187H163ZM178 188V187H177ZM253 188V187H252ZM185 189V188H184ZM260 189V188H259ZM258 189V193H259V190ZM262 191H263V189H262ZM256 192V191H255ZM65 193V192H64ZM63 193V194H64ZM263 193V192H262ZM49 194H51V193H49ZM185 194H187V193H185ZM18 195V194H17ZM21 194H19L18 195V197L20 196ZM52 195V194H51ZM54 195V194H53ZM65 195V194H64ZM190 195V194H189ZM23 196H24V198H27V197H31V196H26V194H25V192L23 191ZM186 196V195H185ZM196 196V195H195ZM206 196V195H205ZM210 196V195H209ZM208 196V197H209ZM20 197H22V195L20 196ZM197 197H198V195H197ZM200 198H201V195L199 196ZM262 197H264V196H262ZM24 198L22 199V200H24ZM43 198H44V196L42 197V200H40V202L42 203L43 202ZM71 198V197H70ZM192 198H193V196H192ZM19 199V198H18ZM35 199V198H34ZM62 199H63V197H62ZM252 199V198H251ZM264 199V198H263ZM257 200V199H256ZM28 201V200H27ZM49 201V200H48ZM259 201V200H258ZM18 203V202H17ZM22 203V202H21ZM50 203H52V202H50ZM55 203L56 202H54V205H55ZM59 203V202H58ZM257 203V202H256ZM7 204V203H6ZM6 204H5V202H3V201H0V218H4L5 216H4V212H6L7 211V209H6ZM178 204V203H177ZM16 205H18V204H16ZM42 206L44 205V207H46L45 206V204L44 203H42L41 204ZM47 205V204H46ZM51 205V204H50ZM61 206V205H60ZM59 206V207H60ZM171 206V205H170ZM19 207H20V205H19ZM18 207V208H19ZM39 207V206H38ZM43 207V208H44ZM51 207V206H50ZM53 207V206H52ZM55 207V206H54ZM180 207H182L181 205H180ZM264 207V206H263ZM18 208H12V211H13V214L14 215H17L19 212H21L22 210H20L19 211V209ZM47 208H49V207H47ZM23 209V208H22ZM41 209V208H40ZM60 209H61V207H60ZM54 210V209H53ZM52 210V211H53ZM57 210H59L58 208H57ZM56 210V211H57ZM63 210V209H62ZM257 210V209H256ZM261 210H262V208H261ZM19 211V212H18ZM37 211V210H36ZM251 211H253V210H251ZM260 211V210H259ZM24 212V211H23ZM42 212V211H41ZM11 212H9V214H10ZM39 213V212H38ZM50 213V212H49ZM63 213V212H62ZM251 213V212H250ZM255 213V212H254ZM124 214V213H123ZM12 215V214H11ZM18 216V215H17ZM46 216V215H45ZM256 216V215H255ZM254 215H253V212H252V214L248 217V218H250L249 219V224H252V225H254V224H256L257 225V223L258 222H260V220L258 219V218H256ZM23 217V216H22ZM43 217V216H42ZM49 217V216H48ZM226 217V216H225ZM13 218V217H12ZM23 218H25V217H23ZM40 218V217H39ZM262 218V217H261ZM16 219H17V217H16ZM16 219H14V220H16ZM31 219V218H30ZM41 219V218H40ZM223 219V218H222ZM247 219V218H246ZM2 219H0V221H1ZM9 220H11V219H9ZM26 220V219H25ZM229 220V219H228ZM12 221V220H11ZM17 221V220H16ZM15 221V222H16ZM17 222H20L19 220L17 221ZM22 222V221H21ZM24 224H26V221H24L23 222ZM22 223V224H23ZM261 223H263V222H261ZM0 224H2L1 222H0ZM8 224V223H7ZM18 224H20V223H18ZM23 224V225H24ZM6 225V224H5ZM210 225V224H209ZM217 225V224H216ZM7 226V225H6ZM213 226V225H212ZM232 226V225H231ZM4 227V226H3ZM12 227V226H11ZM13 227H15V225H13ZM18 228V227H17ZM25 228V227H24ZM212 228H214V227H212ZM14 229V228H13ZM248 229V228H247ZM257 229V228H256ZM259 229V228H258ZM257 229V230H258ZM1 230V229H0ZM12 230V229H11ZM18 230H19V228H18ZM17 230V231H18ZM240 230V229H239ZM2 231H3V229H2ZM2 231H1V233H2ZM238 231V230H237ZM247 231V230H246ZM14 232V231H13ZM27 232H28V230H27ZM242 232V231H241ZM3 233H5V232H3ZM25 233V232H24ZM231 233V232H230ZM238 233V232H237ZM261 233H262V231L261 230H259L258 231V235L260 234L261 235ZM11 234V233H10ZM21 234V233H20ZM19 234V235H20ZM229 234V233H228ZM256 234H257V231L254 229V227L253 226H250V228H249V231L248 232H246V238L249 240L250 238L252 239V241L250 242V244H252L253 245V241H254V239H256L257 237H256ZM264 234V232L262 233V235ZM1 235H3V234H1ZM242 235V234H241ZM244 235V234H243ZM248 235L250 236V237H248ZM260 236V237H262L259 241H258V243H257V248H258V250H256L255 251V256H256V258L257 259H259V260H262L261 262H263L264 263V235L263 236ZM7 237V236H6ZM229 237V236H228ZM241 237V236H240ZM123 238V237H122ZM215 238V237H214ZM216 238H217V236H216ZM124 239V238H123ZM231 239V238H230ZM258 239H259V237H258ZM218 240V239H217ZM222 240V239H221ZM240 240V238H237L236 239V241H239ZM243 240H245V239H243ZM3 241V240H2ZM228 241V240H227ZM250 241V240H249ZM245 242V241H244ZM243 242V243H244ZM246 243V242H245ZM256 243V242H255ZM4 244V243H3ZM2 244V245H3ZM12 244V243H11ZM182 248H180V252H179V254H180V258H182V259H184V258H188V257H190V256H193V255H201L202 253L200 252V249H199V247H195V246H190V245H188V246H186V241H182ZM3 247H5V249L7 248V250H8V248H10V247H6L5 245L3 246ZM236 247V246H235ZM253 247V246H252ZM1 248V247H0ZM2 249V248H1ZM4 249V248H3ZM166 250V249H165ZM169 250V249H168ZM170 251V250H169ZM251 253V252H250ZM203 255V254H202ZM206 255V253L203 255V256H205ZM164 256V255H163ZM167 256H171V254L169 253V254H167ZM172 257V256H171ZM244 257V256H243ZM253 260H255V259H253ZM252 263V262H251ZM259 264V263H258Z\"/></svg>",
	"mask_w": 264,
	"mask_h": 264
},
{
	"label": "water",
	"instance_id": "3",
	"mask_svg": "<svg viewBox=\"0 0 264 264\" xmlns=\"http://www.w3.org/2000/svg\"><path fill=\"white\" fill-rule=\"evenodd\" d=\"M113 7L116 8L117 5L115 4ZM44 137H45L44 134H40L38 137V140L41 141L42 139H44ZM94 143L95 144L99 143V140L98 139L95 140ZM52 175L55 177H58V178L66 177V175H64L62 171H58V170L52 172ZM22 187H23V191L25 192L26 196H32L36 192V189L32 186V182L30 180V177H28V176L23 178Z\"/></svg>",
	"mask_w": 264,
	"mask_h": 264
}]
</instances>
